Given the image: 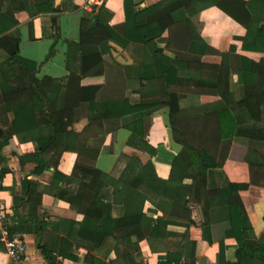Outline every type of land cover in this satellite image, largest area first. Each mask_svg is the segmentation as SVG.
<instances>
[{
    "label": "trees",
    "instance_id": "16d2710c",
    "mask_svg": "<svg viewBox=\"0 0 264 264\" xmlns=\"http://www.w3.org/2000/svg\"><path fill=\"white\" fill-rule=\"evenodd\" d=\"M120 3L124 20L113 28L124 37L128 31L133 30L141 38L144 46L142 76L134 80L125 79L122 96H115L113 83L105 78L103 67V55L111 51L110 42L114 40L111 30L106 27V21L102 19L103 9L100 8L96 13V22L82 19L79 28L83 74L78 78L77 102H89L91 113L88 125L81 132L67 131L73 105L60 110L56 101L46 99L44 87L50 85L52 79L47 77L40 81L35 77L37 64L19 56L16 48L18 41L8 38L0 43V48L9 53L11 61L21 71L14 79L0 81V147L10 145L22 171L33 173L47 162L48 153L56 145L57 135L65 134L61 152L66 150L77 153L79 160L73 174L86 185L87 181L92 183L98 177L95 173L105 176L93 165L99 148L88 146L90 140L101 135L104 120H120L122 126L131 131L127 145L155 156L157 149L146 139L144 119L159 109L168 108V126L172 138L182 149L172 162L167 181L159 180L152 162L144 165L138 158L132 157L119 179L108 180L110 185L116 187L113 201L110 197L106 202L103 200L99 189L103 183L95 187L91 204L96 208V213L90 207L95 214L88 211L82 212L83 215L80 216V209H72L61 210L60 215L55 207L54 197L46 194L41 195L43 207L49 215L59 216V227L64 224L73 228L76 222L79 224L77 235L79 239H83L79 243L86 250V264L92 251L104 246L110 238L123 239L135 247L145 235L149 238L181 236L186 240L183 255L188 259H195L199 238L193 237L198 228L188 206L190 199H186L190 195L202 206L210 223H224L225 237L237 239L239 261L259 252V258L264 262V243L251 249L245 242L248 221L239 190L247 189L250 183L230 181L224 174L223 167L217 163L214 153L209 150L211 134L216 142V139L228 136L240 138L239 129L244 132L241 129L244 126L235 124L230 119L228 102L233 92V75L228 55L230 52H238L241 60V67L237 70V103L242 106L260 97L264 104V65L259 60V53H264V16L252 14L253 10L262 7L264 0H220L203 7L194 6L195 0H162L144 8H140L137 0H120ZM214 5L228 14L244 33L220 36L218 47L222 53L217 58L208 56L210 37L202 35L203 24L198 20L203 10ZM254 5L258 7L253 8ZM52 6L53 2L50 8ZM13 25L14 22H10L0 32ZM225 25L228 30L233 27L228 23ZM90 47L93 50L87 52ZM69 79L70 82L72 76ZM126 90L138 94L139 101L131 103L125 94ZM190 90L194 94L198 93L199 99L203 97V101L197 105H183L184 99H189V102L196 99V95L189 94ZM213 95L217 96L216 100L212 99ZM9 112L14 114L12 120L8 118ZM257 127L253 123L246 128L253 131ZM263 127L264 124H261V128ZM16 137L19 142L36 140V151L24 153L19 148ZM249 165L252 168L254 163L250 161ZM2 174L0 172V176ZM187 178L192 179L191 185L183 184ZM28 185L30 199H15V212L11 217V226L8 227L9 235L14 238L16 233H34L47 263L54 264V251L42 242L41 232L45 223L33 217L36 185L32 181H28ZM63 195L64 193H60V196ZM147 200L153 201L162 210L161 217H153L155 212L152 210L148 211L151 215L143 211ZM114 204H120L124 208L120 217L112 215ZM26 210L28 212L24 213ZM213 210H218L219 216H212L210 213ZM170 225L184 226L186 231L169 230ZM220 244L222 256L223 240ZM79 247L80 245L77 248ZM0 248L5 250L1 232ZM59 254H63L64 258L69 256L76 259L75 255L67 254L63 249ZM181 257L179 255L176 261H180ZM127 258L130 262L131 256L123 251L108 264H124L123 259ZM92 259L100 261L94 256Z\"/></svg>",
    "mask_w": 264,
    "mask_h": 264
},
{
    "label": "crops",
    "instance_id": "0c3cea01",
    "mask_svg": "<svg viewBox=\"0 0 264 264\" xmlns=\"http://www.w3.org/2000/svg\"><path fill=\"white\" fill-rule=\"evenodd\" d=\"M140 8L155 4L162 0H137ZM220 0H195L194 6L203 7ZM53 6L50 8V4ZM253 10L255 16H264V4ZM257 8L254 5L253 8ZM102 8V19L106 21L114 40L110 42L111 51L103 55L105 60V78H109L115 89V96H122L124 80L128 78H141L143 72L144 46L139 35L131 30L127 36H122L114 30L113 26L124 20L123 7L120 0H0V29L6 27L10 22L14 25L0 32V43L8 38H14L18 42L16 48L19 56L35 61L37 64L34 72L38 80L51 78L52 83L44 87L45 96L48 100L57 102L60 110L71 107V122L67 126V131L81 132L89 123L91 113L89 102H77L78 78L83 74V51L80 45V28L82 19L95 20V15ZM198 20L203 24L202 35L210 37L211 43L208 46V56L212 58L220 57L222 50L218 47L219 37L222 35L244 34L242 28L234 23L233 19L214 5L202 11ZM231 24L232 29L225 28V24ZM92 47L87 52L92 51ZM229 66L233 75L232 94L229 97L230 119L235 124L244 126L238 133L240 138L233 139L232 136L213 140L211 134V144L209 150L214 153L217 163L223 167L226 177L232 182L250 183L247 189L239 190L240 198L247 216V232L245 242L248 248H257L264 243V104L260 97L252 99L242 106L237 103L239 94L237 70L241 67V60L238 52H230ZM259 60L264 65V53H259ZM17 64L11 61L9 53L0 48V81L16 78L20 75ZM73 79L69 82V77ZM264 89V86H263ZM119 93V94H118ZM125 94L131 103L139 101V95L126 90ZM190 95L194 94L190 90ZM195 92L196 99L189 102L184 99L185 106L198 104L200 95ZM213 100L217 96H211ZM194 98V97H193ZM207 98V97H205ZM9 120L14 118L13 112L8 113ZM168 108H162L148 115L144 119L146 139L150 145L157 149V154L151 156L148 152L139 150L127 145V140L131 131L122 126L120 120L110 119L103 121V130L99 138L89 141L91 148H99L97 158L94 160V168L98 169L105 176L98 174L92 183L87 181L86 185L81 183L78 176L73 174V169L79 157L76 152L63 151L65 134H58L54 148L48 153L47 162L33 173L22 171L20 162L10 145L0 147V203L13 215L15 199L22 201L30 199L28 181L36 185V194L33 203V217L43 221L45 225L41 232L42 242L54 251L56 259L54 264H86V250L79 243L77 222L70 228L69 225L62 224L59 227V216L48 214V211L41 203V195L46 194L54 197L55 207L59 214L61 210L80 209L82 212L90 211L96 213V208L92 207L91 200L95 195L98 184L100 194L104 201L114 199L116 187L110 185L109 179H119L122 172L130 162V158H138L144 165L152 162L155 174L159 180L167 181L175 156L181 151L182 146L177 144L171 135L168 126ZM256 123L257 129L249 130V125ZM19 148L24 153L36 151L38 146L36 140L19 142L15 138ZM214 142L216 144H214ZM209 144V143H208ZM253 162L251 168L249 163ZM257 183V184H255ZM183 184L191 185L192 179L187 178ZM83 185V186H82ZM60 193H64L60 196ZM91 197H90V196ZM90 198V199H89ZM195 198V197H194ZM188 206L191 210L192 219L197 225L194 238L198 237L196 246V258L188 259V264H264L257 255L251 258L238 259L237 250L239 243L235 237H225L226 226L224 223L212 224L205 215L202 206L190 195ZM30 206V205H28ZM90 207L94 209L93 213ZM91 208V209H92ZM152 210L153 217L162 216L163 212L156 204L147 200L143 211L149 213ZM26 210L24 213H27ZM218 210L211 211L210 214L219 216ZM124 213V208L120 204H114L112 215L120 217ZM73 214V213H72ZM61 215V214H60ZM149 215H151L149 213ZM148 215V216H149ZM169 230L185 232L186 227L170 225ZM70 231V233H69ZM14 238L23 240L27 246L26 254L20 261L13 260L4 249L0 248V264H48L42 250L39 248L36 235L34 233H16ZM224 243V253L221 256V241ZM78 242V243H77ZM185 238L181 236L172 237H151L144 236L133 247L127 241L110 238L107 243L92 251L88 264H108L123 251L131 256L124 260V264H178L176 261L179 255L184 256ZM69 245H72L69 247ZM78 245H80L79 248ZM67 254L76 256L64 258L59 256L60 250ZM66 249V250H65ZM92 256L100 259L94 261ZM181 257V258H182ZM181 260V259H180ZM102 261V262H101ZM128 261V262H127Z\"/></svg>",
    "mask_w": 264,
    "mask_h": 264
},
{
    "label": "built area",
    "instance_id": "2783aa9c",
    "mask_svg": "<svg viewBox=\"0 0 264 264\" xmlns=\"http://www.w3.org/2000/svg\"><path fill=\"white\" fill-rule=\"evenodd\" d=\"M98 1V0H96ZM12 214L6 207L0 203V232L2 240L5 244V252L15 261L24 258L27 250L25 242L19 238H11L9 235V226H11ZM188 258L183 256L178 264H188Z\"/></svg>",
    "mask_w": 264,
    "mask_h": 264
},
{
    "label": "water",
    "instance_id": "95a60500",
    "mask_svg": "<svg viewBox=\"0 0 264 264\" xmlns=\"http://www.w3.org/2000/svg\"><path fill=\"white\" fill-rule=\"evenodd\" d=\"M2 131L0 130V135H1Z\"/></svg>",
    "mask_w": 264,
    "mask_h": 264
},
{
    "label": "rangeland",
    "instance_id": "374dc122",
    "mask_svg": "<svg viewBox=\"0 0 264 264\" xmlns=\"http://www.w3.org/2000/svg\"><path fill=\"white\" fill-rule=\"evenodd\" d=\"M169 54H171V53H169Z\"/></svg>",
    "mask_w": 264,
    "mask_h": 264
}]
</instances>
